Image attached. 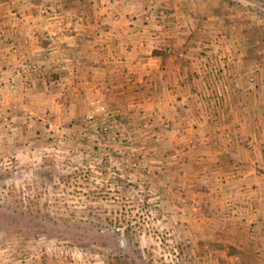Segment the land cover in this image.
<instances>
[{
  "label": "crops",
  "instance_id": "0c3cea01",
  "mask_svg": "<svg viewBox=\"0 0 264 264\" xmlns=\"http://www.w3.org/2000/svg\"><path fill=\"white\" fill-rule=\"evenodd\" d=\"M230 2L0 0L1 135L105 123L109 145L154 169L160 211L193 260L264 264V18ZM94 105L103 112L87 119ZM64 246L40 264H106Z\"/></svg>",
  "mask_w": 264,
  "mask_h": 264
},
{
  "label": "rangeland",
  "instance_id": "374dc122",
  "mask_svg": "<svg viewBox=\"0 0 264 264\" xmlns=\"http://www.w3.org/2000/svg\"><path fill=\"white\" fill-rule=\"evenodd\" d=\"M228 4L264 18V0ZM53 128L37 123L15 142L0 132L1 256L19 264L23 252L50 244L106 264H201L189 256L190 242L176 236L171 212L160 211L154 169L138 149L109 145L108 127L82 136ZM8 137L23 144L18 151L6 146Z\"/></svg>",
  "mask_w": 264,
  "mask_h": 264
},
{
  "label": "built area",
  "instance_id": "2783aa9c",
  "mask_svg": "<svg viewBox=\"0 0 264 264\" xmlns=\"http://www.w3.org/2000/svg\"><path fill=\"white\" fill-rule=\"evenodd\" d=\"M34 2H38L39 0H32ZM258 44V42H257ZM13 52H16V48L14 46H12L10 48ZM165 50L168 52L169 55H178V56H182L184 54V51L182 50H175L174 49V46H172L171 44H168L166 45V48ZM23 66L26 64L28 67H31V68H36L37 67V64L36 62L34 61H29L26 59L24 60L23 62ZM205 75V74H204ZM7 78H10V79H7L6 80V84L9 88H13L15 86V82L13 79V76H8ZM250 78H254L253 75L250 76ZM4 80L2 79V77L0 76V88L4 85ZM2 102H4L3 100V94L1 93L0 91V105L2 104ZM16 107L14 104H13V108ZM103 112V108L101 105H94L91 109V111L87 114L86 118L87 119H92L95 115L99 114V113H102ZM167 125V123H166ZM101 128L102 129H107L106 127V124L105 123H102L101 124ZM51 245L50 244H47L45 245L44 247H38L37 249L33 248L32 250H27L25 252H23L22 254H20L19 258H18V263L19 264H40V262L42 261V259L48 254L50 253L51 250Z\"/></svg>",
  "mask_w": 264,
  "mask_h": 264
}]
</instances>
